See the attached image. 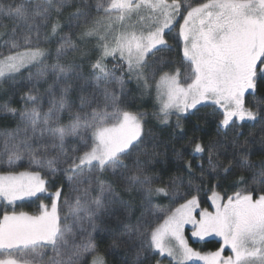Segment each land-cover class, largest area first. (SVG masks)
<instances>
[{"label":"snow or ice","instance_id":"1","mask_svg":"<svg viewBox=\"0 0 264 264\" xmlns=\"http://www.w3.org/2000/svg\"><path fill=\"white\" fill-rule=\"evenodd\" d=\"M21 79L18 106L0 103L17 122L0 135V163L27 157L29 170L0 174V264H108L98 231L121 264H264V0H0V84L14 97ZM126 79L142 96L155 83L151 117L127 107ZM201 106L215 140L193 134L176 148L146 131L152 118L184 140ZM168 152L165 180L155 165ZM58 175L74 193L63 201L62 185L49 191ZM206 181L212 211L199 199ZM153 197L183 202L152 210ZM31 198L37 214L16 211ZM187 225L218 250L190 247Z\"/></svg>","mask_w":264,"mask_h":264},{"label":"trees","instance_id":"2","mask_svg":"<svg viewBox=\"0 0 264 264\" xmlns=\"http://www.w3.org/2000/svg\"><path fill=\"white\" fill-rule=\"evenodd\" d=\"M91 47V46H89ZM166 56L171 59L177 58L176 52L166 53ZM77 63L81 62L80 57H76ZM83 67H84V74L87 75V72L89 70L88 66V58L83 59ZM109 67H111V62H109ZM24 76H27V71H24ZM158 77V76H157ZM25 83L24 79H21L17 81L15 84V88L17 89V95L14 97L9 96V85L8 84H0V103L5 102L9 98L12 99V102L14 105L19 104V93L23 91V85ZM140 88L137 85V82L135 80H127L126 79V88L125 93L127 96L128 104L127 107L131 111H139L147 113L149 117H151V111H153L152 104L146 100V98H143L141 95V92L139 91ZM260 93L264 94V85L260 87ZM74 100H76V97H73ZM78 102V101H77ZM213 109L212 106H202V111L197 114L199 119L197 117H192L191 119H188L185 121V132H186V138L181 141H176L172 139V129L170 127H165L161 124H159L155 119L150 118L148 121H146V131H151L154 133L162 142L168 143L170 147L175 146L176 148H180L181 145L185 144L187 142V139L191 138L193 134H195L197 137H201L205 140V142L209 140H215V121L211 115ZM66 120V117H65ZM173 124L175 123V118L173 117ZM16 121L11 118H3L0 116V135H2L5 131H11L16 127ZM193 125H198L199 130L194 129ZM245 135H247L249 132L252 131H259V125H257L256 129H250V128H244L243 129ZM163 151V149H161ZM254 159H259V157H253ZM161 163L155 165L156 167V173L157 174H163L164 179L166 180L169 174L175 173V158L172 156L171 152L167 153V157H160L159 158ZM166 161V162H165ZM29 170V163L27 157L24 159L18 161L15 165L12 166V168H9L7 164L0 163V174H4L8 171L13 172H23ZM44 174V173H42ZM215 181H206L205 185L202 186V191L199 193V198L202 200H207V196L210 194L208 191V186L210 184H215ZM232 184L233 181L231 179L224 181L222 185L217 189L219 192L228 193L231 194L232 191ZM55 185V187H53ZM63 186V192L61 196V201L65 197L71 198L74 193L72 192L71 188L68 186L67 181L64 180L61 176H57L54 180H49V191H55L56 187ZM182 192L184 189L181 190ZM127 194H125V199H127ZM154 204L152 206V210H156L158 207L162 211H167L169 209L174 210L176 206H178L179 201L177 203H172L169 198L167 197H153ZM43 202L49 203L48 197H43ZM134 207H135V217H139L142 212H147L145 207L142 205L141 200L139 196L134 195ZM41 203V200L31 201L29 203L22 204L18 206L19 211H28L32 214H36L39 212L40 208L39 205ZM162 222V221H161ZM71 218L69 219V224H71ZM102 227V226H101ZM96 244L100 248V251L106 254L108 264H121L122 260L125 258V254L123 250H118L113 253H109V244L110 241L106 239V234L103 231H98L96 234ZM195 247L199 248L201 247L203 251H216L220 247L221 243L212 240L204 245L193 243ZM90 259V258H89Z\"/></svg>","mask_w":264,"mask_h":264},{"label":"rangeland","instance_id":"3","mask_svg":"<svg viewBox=\"0 0 264 264\" xmlns=\"http://www.w3.org/2000/svg\"><path fill=\"white\" fill-rule=\"evenodd\" d=\"M174 35V34H173ZM170 42H171V40H170ZM25 71V70H24ZM159 79V76L157 77V80ZM140 92H141V89L139 90ZM143 98H146V100H148L151 104H152V106H153V111H151V115H152V113L154 112V111H156V110H158V108H159V103H158V101L156 100V90H155V83H153V87H152V89H151V94L149 95V94H145V95H143L142 96ZM202 107V106H201ZM43 197L44 196H46V197H48L47 196V194H41ZM200 199V198H199ZM36 200H38V199H36V198H31V199H26V200H24V201H18L17 202V208H16V211L17 212H20L19 210H18V206H20V205H22V204H25V203H29V202H31V201H36ZM200 201H201V208H208V210L209 211H212L213 209H212V207H211V201L210 200H202V199H200ZM43 203H46V202H43ZM47 204V203H46ZM3 207V205H0V208H2ZM23 212H26V213H28V214H32V213H30V212H28V211H23ZM197 212H199V209H197ZM37 214V213H36ZM0 215H2V212H0ZM185 237H186V239L188 240V243H189V246L190 247H192L194 250H196V251H200V252H202V253H208V252H214V251H208V252H206V251H203L202 250V248L201 247H199V248H197V247H195V245L193 244V243H198V244H201V245H204L205 243H207V242H209V241H212V240H216V241H218V242H220V243H222V241H220V239L219 238H217V237H206L205 238V240L204 241H199V240H197V239H194L192 236H191V225H187L186 227H185ZM227 249H226V253H227ZM165 264H167V259H165Z\"/></svg>","mask_w":264,"mask_h":264}]
</instances>
